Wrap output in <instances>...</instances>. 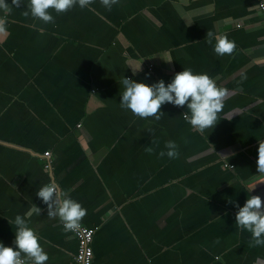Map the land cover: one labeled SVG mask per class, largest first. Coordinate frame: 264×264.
Listing matches in <instances>:
<instances>
[{
    "label": "crops",
    "instance_id": "1",
    "mask_svg": "<svg viewBox=\"0 0 264 264\" xmlns=\"http://www.w3.org/2000/svg\"><path fill=\"white\" fill-rule=\"evenodd\" d=\"M27 2L12 7L0 33V240L13 243L9 221L35 204L30 226L47 264H74L76 235L36 196L51 180L87 209L93 264H264V247L235 225L237 204L264 200L257 0H117L110 9L94 0L92 10L53 13L47 24L24 15ZM209 31L234 40L233 53L217 55ZM184 67L227 89L211 131L191 128L186 106L165 103L158 120L120 107L123 77L168 82ZM168 140L179 157L159 155Z\"/></svg>",
    "mask_w": 264,
    "mask_h": 264
},
{
    "label": "clouds",
    "instance_id": "2",
    "mask_svg": "<svg viewBox=\"0 0 264 264\" xmlns=\"http://www.w3.org/2000/svg\"><path fill=\"white\" fill-rule=\"evenodd\" d=\"M93 2L94 0H28L24 15L45 24L53 23V13H65L74 7L92 10ZM100 2L110 9L117 0ZM20 4L21 0H0V33L7 32L8 14L12 12L13 6L19 7ZM207 42L213 44V51L219 56L231 55L236 48V42L227 34L209 31ZM171 60L169 57L165 61ZM132 69L134 72L142 71V63ZM122 85L124 90L119 102L121 108L131 111L137 117H153L158 120L162 114L161 106L165 103L186 106L187 110L183 113L185 120L201 134L206 130L211 131L216 125L227 95V89L219 86L207 72H195L191 67H184L168 82L160 78L149 84L125 76ZM208 150L211 151L212 147ZM257 151V169L259 174H264V140L259 142ZM180 154V145L175 140L166 141L165 149L159 153L161 157L166 155L171 159L179 157ZM241 183L247 188L249 181ZM36 196L46 205L47 216L58 218L65 231L75 232L81 228L87 209L78 199L72 197L70 190L61 188L57 182L50 180L38 188ZM236 207L237 228L251 234L250 246L264 247V200L261 195H249L242 206L237 204ZM33 213L40 215L41 208L33 204L28 212L18 213L9 221L11 225H15L14 240L11 245L0 240V264H47L49 255L44 250L43 237L30 226Z\"/></svg>",
    "mask_w": 264,
    "mask_h": 264
},
{
    "label": "built area",
    "instance_id": "3",
    "mask_svg": "<svg viewBox=\"0 0 264 264\" xmlns=\"http://www.w3.org/2000/svg\"><path fill=\"white\" fill-rule=\"evenodd\" d=\"M259 10L264 18V0H257ZM46 157V167H50V159L52 158L51 151L44 153ZM96 229L81 224V228L78 231L73 232L78 239V251L74 256V264H93V240Z\"/></svg>",
    "mask_w": 264,
    "mask_h": 264
}]
</instances>
